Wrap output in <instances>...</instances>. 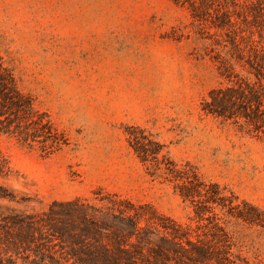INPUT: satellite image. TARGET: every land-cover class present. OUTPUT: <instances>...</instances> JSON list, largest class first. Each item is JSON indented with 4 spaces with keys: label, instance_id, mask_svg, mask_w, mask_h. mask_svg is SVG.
I'll return each instance as SVG.
<instances>
[{
    "label": "rangeland",
    "instance_id": "374dc122",
    "mask_svg": "<svg viewBox=\"0 0 264 264\" xmlns=\"http://www.w3.org/2000/svg\"><path fill=\"white\" fill-rule=\"evenodd\" d=\"M208 35L174 0H0V51L66 141L45 156L0 135L11 167L0 182L28 199L0 203L39 210L102 191L189 223L191 209L131 148L126 129L140 125L176 161L264 208V139L202 110L222 81L199 55ZM212 38L231 46L227 33ZM236 230L264 259V229Z\"/></svg>",
    "mask_w": 264,
    "mask_h": 264
},
{
    "label": "trees",
    "instance_id": "16d2710c",
    "mask_svg": "<svg viewBox=\"0 0 264 264\" xmlns=\"http://www.w3.org/2000/svg\"><path fill=\"white\" fill-rule=\"evenodd\" d=\"M174 1L187 5L212 39L199 55L215 63L222 81L203 99L202 110L264 139V0ZM219 32L229 34L231 46L215 42ZM126 133L148 172L170 183L191 209L190 222L102 191L93 200L54 201L39 210L0 203V264H264L236 230L264 229V208L204 178L190 161H176L147 128L131 125ZM0 135L45 156L66 143L1 51ZM10 172L0 150V179ZM0 200L28 199L0 182Z\"/></svg>",
    "mask_w": 264,
    "mask_h": 264
}]
</instances>
